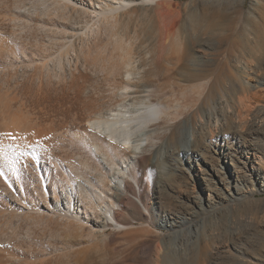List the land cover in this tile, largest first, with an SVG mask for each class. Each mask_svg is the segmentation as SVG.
Listing matches in <instances>:
<instances>
[{"label": "rangeland", "instance_id": "obj_1", "mask_svg": "<svg viewBox=\"0 0 264 264\" xmlns=\"http://www.w3.org/2000/svg\"><path fill=\"white\" fill-rule=\"evenodd\" d=\"M128 1L132 9L147 0ZM116 2L0 0V264H152V258L157 264H264V180L237 184L236 195L222 188L223 200L211 204L203 200L201 206L187 199L193 195L192 186L187 185L192 170L185 162L191 149L161 159L155 155L167 140L178 144L180 132L188 131L187 120L206 93L199 95L205 80L178 79L179 69L173 63L180 54L175 44L200 35L213 45L214 50L190 45V57L201 56L203 62L190 65L185 74L227 60L224 51L232 43H218L220 33H233L236 38V32L246 28L245 41L257 47L264 23L256 8L264 6V0H172L177 7H171L169 22L178 26L163 49L169 59L159 65L153 63V56L160 50L151 49L154 39L148 37L154 22L131 23L129 31L138 37L135 47L141 42L143 47L135 55L138 62L128 94L122 90L128 81L126 70L111 74L108 65L103 69L98 60L102 46L110 43L106 55L112 50L111 26L94 12L117 6ZM120 10L119 18L124 13ZM155 24L158 32L159 24ZM256 50L241 53L242 59L230 57L225 68L227 76L236 77L231 78L235 89L241 91L246 85L259 95L253 99L252 115L256 110L264 112V51ZM245 64H249L247 70ZM145 99L158 104L165 114L160 125L138 134L139 139L147 134L153 138V146L147 143L138 154L107 141L88 125L95 114L119 104L134 114L135 103ZM212 106L217 110L210 116ZM212 106L205 107L207 128L215 129L236 117L230 98ZM175 112L185 115L168 121ZM252 115L246 118L248 124L253 122ZM174 129L177 135L170 139ZM241 135L237 138L241 144L257 138L262 145L259 167L264 170V133L245 130ZM183 141H188L187 133ZM128 156L132 163L125 180L140 191L130 197L141 200L147 211L139 206L142 221L119 230L105 226L87 203L93 200H86L101 190L102 178L118 173L116 168ZM144 156H154V161L142 173ZM161 160L166 161L167 170L179 175V182L168 181L166 189L159 185L157 163ZM211 160L217 158L211 155ZM209 182L214 187L217 181L209 178ZM239 190L248 192L241 197ZM195 191L204 195L198 186Z\"/></svg>", "mask_w": 264, "mask_h": 264}, {"label": "bare ground", "instance_id": "obj_2", "mask_svg": "<svg viewBox=\"0 0 264 264\" xmlns=\"http://www.w3.org/2000/svg\"><path fill=\"white\" fill-rule=\"evenodd\" d=\"M142 2L144 3L140 7L130 9L129 7L131 6L132 1L119 0L118 3L116 2L118 4L117 6L110 7V9L107 10L104 9L102 11L94 12L96 15H103L104 19L108 23L107 25L111 26L109 28V41L111 42L112 50H110L111 52L108 53V55L105 54V52L108 51L107 48L110 44L109 42L107 45H105V47H99V59H97L104 64L103 69H105V65H108V71L111 74L121 69L126 70L128 81L127 84L122 88L125 94L129 93V81L131 80L130 77L135 74V64L138 62V58L136 59L135 55L138 54L139 48L143 47L142 42L135 47L138 37L136 36V32L133 30L129 31L131 23L134 21H147L148 23L154 22V24H152L149 28L148 37L150 39H154L152 41L153 45L151 46V49L160 50L153 56V63L156 65L162 64L165 60L169 59L167 55L163 56V49L170 45L178 26L177 22H169V18L172 16L173 12L171 7H175L177 5L173 3L172 0H147ZM258 4L259 3H257V5ZM120 9H123L124 13H121L119 18L118 15L120 14L119 11L121 12ZM148 10L153 11V14ZM256 10L261 15L262 21L264 23V6L258 5ZM239 12L241 13V11ZM225 13L226 12L224 11V15H226ZM132 15H136V18L133 19ZM230 18L228 20H232ZM246 19L248 22H250V25L255 26L254 22L248 18ZM156 21L159 24L158 32H156ZM132 32L133 34H131ZM214 32L215 34H218L216 31ZM220 34L218 37L215 35L218 38V43H222L223 41L232 43L231 46L224 51L227 60H229V58L232 56L237 57V55H239L240 57L241 53L245 54L248 51L252 53L256 49H262L264 51V32L261 34V42H259L257 47H255V44V46H253V44L251 46L245 41L247 37L246 28L242 29L240 33L236 32V38L233 33L230 35H225L223 33L222 35ZM189 37L190 36H187L183 42L175 44L179 48L177 51L179 52L180 57L176 58L173 66L179 69L178 79L184 77L190 80H205L207 83L204 86L203 91L199 92V95L204 94L205 91L206 93L203 98V103L196 110L191 112V115L187 120L189 121L188 131H186L188 134V141H183L185 139L186 133L184 132L183 135H181L180 132L178 144H172L169 142V140H167L157 148L155 155L161 159L179 150L191 149V154L188 158L186 157L185 162H187L188 166L192 170V175L188 177L187 185L192 186L193 195L190 197L188 196L187 199L188 201L196 204L198 202L202 206L203 200L207 204H211L215 199L223 200L224 196L220 192L222 188L227 189L231 195L233 193L236 195L235 190L237 184L242 182L249 183V181L252 179H255V181H260L261 179L264 180V170H261L259 167V162H261L262 159V145L256 141L257 138H255L253 141H246L242 144L237 140V138H241V133H243L245 130L253 131V133L256 134L264 133V112L261 110H256V114H254L255 116L252 115L251 110L254 108L252 107L253 99L255 100L259 95L257 96L255 93H252V88L247 87L246 85L245 88L241 90L242 92L235 89V86L232 83L233 80L231 79L235 76L232 73H229L227 76L225 72V68L229 66V62L227 60L219 61L214 65V67H205V70H196L195 72L190 71V73L185 74L184 71H188L190 65L193 66L203 62L201 56L193 59L190 57V45L198 43L199 49L200 47L201 49L202 47H208L209 50H214L213 45H211L209 41L207 42L204 39H201L202 36H195V40L194 38L191 39V37ZM213 43L215 42L213 41ZM240 58L242 59V57ZM261 62L263 63V61H260V63ZM239 63H241V60ZM245 65L243 66V69L247 70L249 67L247 65L249 64ZM170 79H172V77ZM228 82L230 83V88L228 87ZM262 82V84H264V78H262ZM229 98L234 101L236 106V117L231 118L228 122L215 129L207 128L205 121V118L207 117V113L205 111L206 105L208 104L212 106V103L219 104L224 100H228ZM177 101L179 100L177 99ZM135 105L138 106V109L136 108L137 110L133 111L134 114L124 111V108H126L125 104H119L106 111L95 114L96 117L89 120L88 125L107 141L118 145L120 148L126 151H130L134 155L138 154L144 147L149 145L151 148V146H153V144L151 145L153 142L151 135L147 134L145 138L139 139L138 134L143 133L147 128L160 125L163 121L162 116L165 114V111L158 104L153 103L149 99L136 102ZM216 110L217 109H214L212 106V108L209 110V115H214ZM228 113H231V110H228ZM183 115H185L184 112L172 113L169 115L168 121H177V119ZM250 115L254 116V118L252 119L253 122L248 124L246 118H248ZM176 135L177 129H174L170 139H173ZM211 155L212 159L216 157L217 161H212ZM182 160L184 159L182 158ZM152 161H154V156L142 157V173L146 172V169ZM237 162L240 165H237ZM130 163H132V161L129 156L126 159L124 158L119 169L116 168L118 173L113 174L112 176L110 175L107 178H102V180L100 179L102 188L101 190H98L99 192H92L93 196L90 197V195H88L89 197H87V200L86 197L82 198L86 201L93 200V203H87H90L89 205L92 204L90 209L96 213L98 218L103 219V221L106 222L105 226L113 225L119 230H125V227L130 226L132 221H142L143 211L142 209H139V206H142L144 210L147 211L146 206L141 202V200H139L140 202L138 203L132 198L133 196L130 197L133 192L137 194L139 191L135 188V186H133L131 180H125V176H127V178L130 176L127 175ZM157 165L160 173L161 181H159V185L161 188L166 189L168 186V181H178L179 175L171 172V168L167 170L166 161L161 160L157 163ZM209 178L217 181L214 187L212 186V182L207 183ZM104 182L105 184H103ZM196 186H198V188L203 191L204 195H201L199 192L195 191ZM219 186L221 188H219ZM215 190L217 191L215 192ZM244 192L248 191L239 190L238 194L241 197H244L243 195L246 194ZM92 197L93 199H91ZM95 199L96 201H94ZM122 202H126L123 207L121 206ZM186 202L187 201L184 200L182 201V204H185ZM119 210H121L120 213ZM171 226H173V224H171L170 227ZM129 232L130 231H127L125 233ZM151 261L152 264H157L156 259L152 258ZM241 263L242 262H240V264Z\"/></svg>", "mask_w": 264, "mask_h": 264}]
</instances>
